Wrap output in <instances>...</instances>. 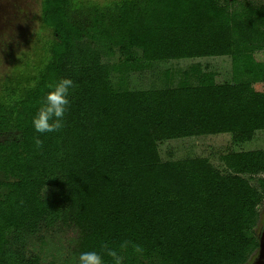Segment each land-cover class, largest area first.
Wrapping results in <instances>:
<instances>
[{
    "label": "trees",
    "instance_id": "1",
    "mask_svg": "<svg viewBox=\"0 0 264 264\" xmlns=\"http://www.w3.org/2000/svg\"><path fill=\"white\" fill-rule=\"evenodd\" d=\"M235 4L126 0L76 18L69 0H42L52 60L0 115V134L18 133L0 136V264H67L74 253L122 239L145 248L129 264L248 262L259 245L252 229L264 179L260 190L245 175L264 172V151L224 154V174L208 158L164 159L160 150L197 136L250 141L264 130V91L253 87L264 76L255 57L264 49V7ZM115 50L129 71L230 56L232 80L204 73L198 86L118 91L115 66L102 61ZM61 77L76 85L66 127L41 136L37 149L32 115Z\"/></svg>",
    "mask_w": 264,
    "mask_h": 264
},
{
    "label": "rangeland",
    "instance_id": "2",
    "mask_svg": "<svg viewBox=\"0 0 264 264\" xmlns=\"http://www.w3.org/2000/svg\"><path fill=\"white\" fill-rule=\"evenodd\" d=\"M69 1L73 15L78 18L89 8L115 6L126 0ZM246 3L264 7V0H236L235 6H238V9ZM41 4L42 0H0V115L3 109H11L29 88L36 85L45 66L52 60L50 45L54 36L42 25ZM134 54L140 58L142 51L134 49ZM27 56H31V59L28 60ZM255 57L264 70V49L257 51ZM102 61L115 66L111 83L118 91L198 86L204 73L213 74L218 82L232 80L230 56L156 61L141 71H135L133 68L129 71L118 50H115L112 56H104ZM243 80L247 78L244 77ZM253 87L264 91V76L254 81ZM1 120L3 119H0V122ZM0 136L2 139L16 138L18 133L7 130ZM160 150L164 159L208 158L225 174L229 169L222 156L228 152L264 151V130L256 132L250 141L236 142L230 134L207 135L166 141L161 144ZM245 177L261 190L260 180L264 179V172L257 175L246 174ZM4 179L5 176L0 173V180ZM261 191L262 200L257 206L256 223L252 229L258 244V235L264 228V190ZM258 254L259 245L248 262H252Z\"/></svg>",
    "mask_w": 264,
    "mask_h": 264
},
{
    "label": "clouds",
    "instance_id": "3",
    "mask_svg": "<svg viewBox=\"0 0 264 264\" xmlns=\"http://www.w3.org/2000/svg\"><path fill=\"white\" fill-rule=\"evenodd\" d=\"M30 60L31 56H27ZM76 87L70 77H61L49 85V90L41 97L39 106L32 115L31 126L35 134L37 149L43 144L41 136L59 133L66 127V113L71 105L70 94ZM145 254L141 243L122 239L119 242H102L98 249L74 253L67 264H129L132 259L139 260ZM61 257L64 253H59Z\"/></svg>",
    "mask_w": 264,
    "mask_h": 264
},
{
    "label": "water",
    "instance_id": "4",
    "mask_svg": "<svg viewBox=\"0 0 264 264\" xmlns=\"http://www.w3.org/2000/svg\"><path fill=\"white\" fill-rule=\"evenodd\" d=\"M259 239V254L257 259L261 260L264 257V228L261 230L260 234L258 235Z\"/></svg>",
    "mask_w": 264,
    "mask_h": 264
},
{
    "label": "flooded vegetation",
    "instance_id": "5",
    "mask_svg": "<svg viewBox=\"0 0 264 264\" xmlns=\"http://www.w3.org/2000/svg\"><path fill=\"white\" fill-rule=\"evenodd\" d=\"M258 257V256H257ZM257 257H255V259L252 262H248V264H264V257L260 260L257 259Z\"/></svg>",
    "mask_w": 264,
    "mask_h": 264
}]
</instances>
